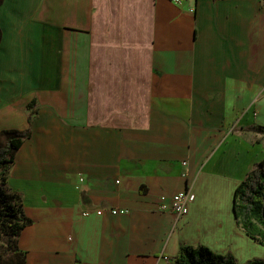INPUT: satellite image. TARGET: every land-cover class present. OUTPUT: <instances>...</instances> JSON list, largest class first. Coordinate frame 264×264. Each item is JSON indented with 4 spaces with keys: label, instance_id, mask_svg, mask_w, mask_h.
I'll return each instance as SVG.
<instances>
[{
    "label": "crops",
    "instance_id": "crops-1",
    "mask_svg": "<svg viewBox=\"0 0 264 264\" xmlns=\"http://www.w3.org/2000/svg\"><path fill=\"white\" fill-rule=\"evenodd\" d=\"M0 32V132H31L6 184L26 264L256 253L233 196L264 159L263 0H2Z\"/></svg>",
    "mask_w": 264,
    "mask_h": 264
},
{
    "label": "trees",
    "instance_id": "trees-1",
    "mask_svg": "<svg viewBox=\"0 0 264 264\" xmlns=\"http://www.w3.org/2000/svg\"><path fill=\"white\" fill-rule=\"evenodd\" d=\"M216 1V0H213ZM264 1V0H263ZM2 0H0V3ZM1 41V32H0ZM32 108V104L27 106ZM32 114L29 115L30 122ZM264 136V127L255 129ZM29 130L16 129L0 132V241L6 242L9 253L7 258L0 255L5 264H26L25 254L17 248V237L31 224L22 215V200L17 194L10 193L6 186L10 167L16 152L30 137ZM233 213L237 227L255 243L264 247V159L253 166L235 189ZM172 264H239L230 252L218 254L205 246H182ZM245 264H264V258H254Z\"/></svg>",
    "mask_w": 264,
    "mask_h": 264
},
{
    "label": "built area",
    "instance_id": "built-area-1",
    "mask_svg": "<svg viewBox=\"0 0 264 264\" xmlns=\"http://www.w3.org/2000/svg\"><path fill=\"white\" fill-rule=\"evenodd\" d=\"M175 3L180 4L181 0H173ZM185 165V163H183ZM83 179H80V182H82ZM195 200L194 194L189 191H183L175 194L169 201L168 204L162 203L160 205V211H169L172 213L177 219H180L188 212V207L190 204H192ZM114 212V211H113ZM86 215V214H84ZM167 264H172L173 261H169L167 258H163Z\"/></svg>",
    "mask_w": 264,
    "mask_h": 264
},
{
    "label": "rangeland",
    "instance_id": "rangeland-1",
    "mask_svg": "<svg viewBox=\"0 0 264 264\" xmlns=\"http://www.w3.org/2000/svg\"><path fill=\"white\" fill-rule=\"evenodd\" d=\"M252 242L258 247V250L256 251V253H254L252 255L243 257L244 256L243 252L246 250L247 245L244 241L238 240L237 237L234 238L233 245H231L232 246L231 251L233 252V257L235 258L237 263L245 264L247 261L252 260L254 258H264V247L262 245L255 243L254 241H252ZM8 253H9V248H7L6 242L1 240L0 241V255L2 254L5 256V258H7ZM3 260L5 261V259H3ZM3 260L0 261V264L6 263Z\"/></svg>",
    "mask_w": 264,
    "mask_h": 264
},
{
    "label": "water",
    "instance_id": "water-1",
    "mask_svg": "<svg viewBox=\"0 0 264 264\" xmlns=\"http://www.w3.org/2000/svg\"><path fill=\"white\" fill-rule=\"evenodd\" d=\"M233 215H234V213H233Z\"/></svg>",
    "mask_w": 264,
    "mask_h": 264
}]
</instances>
